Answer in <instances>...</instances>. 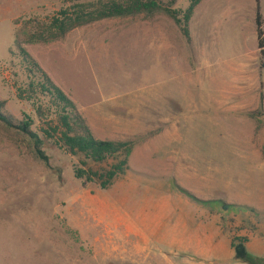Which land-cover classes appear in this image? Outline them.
<instances>
[{
    "label": "rangeland",
    "instance_id": "1",
    "mask_svg": "<svg viewBox=\"0 0 264 264\" xmlns=\"http://www.w3.org/2000/svg\"><path fill=\"white\" fill-rule=\"evenodd\" d=\"M80 1L0 0V101L14 120L32 121L48 160L0 131V264H242L235 239L264 261L255 1L202 0L189 43L168 17L140 15L24 45L95 138L133 144L128 171L106 191L74 179L79 160L42 138L14 87L26 76L13 44L21 22Z\"/></svg>",
    "mask_w": 264,
    "mask_h": 264
},
{
    "label": "trees",
    "instance_id": "2",
    "mask_svg": "<svg viewBox=\"0 0 264 264\" xmlns=\"http://www.w3.org/2000/svg\"><path fill=\"white\" fill-rule=\"evenodd\" d=\"M202 0H188L184 10L175 8L177 0H82L61 8L44 19L33 18L21 22L14 33V47L19 66H24L25 81L15 87L16 97L34 109L40 122L39 133L45 140L64 150L79 161L73 168V177L83 185H96L100 190L110 189L128 171V160L133 144L125 141L96 139L77 111L74 103L56 86L24 45L47 44L59 41L71 31L102 20L133 18L140 15H164L176 25L184 40L190 42L189 21ZM255 1L256 45L260 59H264V21L259 0ZM15 24H19L16 20ZM47 100V101H46ZM0 101V131L13 136L18 145L29 143L34 159L47 165L43 140L31 130L28 118L14 120L4 112ZM228 206H222L227 211ZM245 239H235L231 248L234 259L242 264H264L247 252Z\"/></svg>",
    "mask_w": 264,
    "mask_h": 264
},
{
    "label": "crops",
    "instance_id": "3",
    "mask_svg": "<svg viewBox=\"0 0 264 264\" xmlns=\"http://www.w3.org/2000/svg\"><path fill=\"white\" fill-rule=\"evenodd\" d=\"M54 82V84L56 85V86H58L67 96H68V98L74 103V105H75V107H77L78 108V106H77V103H75V101L74 100H72L71 98H70V94H68V92L67 91H64L63 89H62V87L58 84V83H56L55 81H53ZM86 120V119H85ZM97 139V138H96ZM100 140H102V139H100Z\"/></svg>",
    "mask_w": 264,
    "mask_h": 264
}]
</instances>
